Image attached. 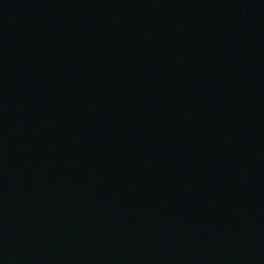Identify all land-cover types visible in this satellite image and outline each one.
Returning <instances> with one entry per match:
<instances>
[{"label":"water","instance_id":"water-1","mask_svg":"<svg viewBox=\"0 0 264 264\" xmlns=\"http://www.w3.org/2000/svg\"><path fill=\"white\" fill-rule=\"evenodd\" d=\"M0 264H264V0H0Z\"/></svg>","mask_w":264,"mask_h":264}]
</instances>
